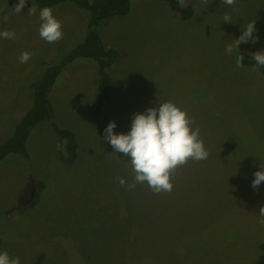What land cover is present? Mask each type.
Returning a JSON list of instances; mask_svg holds the SVG:
<instances>
[{"label":"rangeland","instance_id":"rangeland-1","mask_svg":"<svg viewBox=\"0 0 264 264\" xmlns=\"http://www.w3.org/2000/svg\"><path fill=\"white\" fill-rule=\"evenodd\" d=\"M185 1L190 7L179 15L166 0H131L128 14L103 26L101 38L117 55L100 113L92 108L93 61L78 58L59 76L52 111L75 133L77 157L63 160L44 120L31 130L29 160L10 153L0 161V252L20 264H264V182L252 187L254 173L264 170V73L235 64L241 51H264V0ZM18 3L0 0V31L17 34L0 38V142L28 107L40 62L85 38L84 10L71 1L51 7L64 32L56 43L39 35L43 7L27 0L17 14ZM33 4L36 14L29 15ZM252 21L259 40L227 54ZM24 51L33 55L22 64ZM167 101L187 110L209 156L177 168L171 192L156 194L147 183L130 188V158L114 151L104 130L115 121L114 132L127 133L135 114ZM35 181L45 187L37 205L25 208Z\"/></svg>","mask_w":264,"mask_h":264},{"label":"clouds","instance_id":"clouds-1","mask_svg":"<svg viewBox=\"0 0 264 264\" xmlns=\"http://www.w3.org/2000/svg\"><path fill=\"white\" fill-rule=\"evenodd\" d=\"M181 4L183 0H180ZM27 3V0H19L13 8L19 14ZM237 0H222V5L234 6ZM36 6L29 10V15L36 14ZM42 24L39 28L40 37L48 43H56L63 39L62 22L53 14L51 7H43L39 12ZM9 15L3 16V22H8ZM224 22L232 23L231 15L224 14ZM256 21L248 23L242 35L236 39L234 44H228L225 52L231 55L234 49H240L241 43H256L259 36H254ZM16 32L0 31V38L15 39ZM32 53L24 51L19 56L20 63H26L31 59ZM258 66H264V51L252 54ZM244 56L237 55L236 67H243ZM256 71V68L252 69ZM195 121L188 115L186 109H182L172 101L161 102L158 108L149 107L143 113H137L132 121L131 130L127 133L114 132L116 122H110L105 128L103 139L109 142L115 152L130 158L131 167L134 172V183L129 187H135L137 183H147L149 188L156 194L171 192L173 189L172 177L177 168L188 163L189 160L202 161L209 156L203 140L200 138V129L197 126L193 130ZM264 169V165L261 164ZM255 179L252 187L264 182V170L254 173ZM124 185L126 181L119 179ZM259 215L264 217V207H261ZM264 225V219L258 221ZM0 264H20L19 258L10 257L7 251L0 252Z\"/></svg>","mask_w":264,"mask_h":264},{"label":"trees","instance_id":"trees-1","mask_svg":"<svg viewBox=\"0 0 264 264\" xmlns=\"http://www.w3.org/2000/svg\"><path fill=\"white\" fill-rule=\"evenodd\" d=\"M71 1L76 6L84 10L83 26L85 38L82 42L71 48L61 57L53 58L46 56L35 72L33 79L29 83L30 92L28 107L22 110L19 122L15 124L9 135L0 142V161L10 153L19 154L24 159L29 160L27 141L31 130L41 121H49L57 133L61 155L66 162H73L77 157L78 142L75 133L67 128L60 127L54 119L50 92L66 68L78 58L90 59L97 67L96 83L92 99V108L96 113H100L106 101L110 100L113 81L108 72V67L112 64L117 55V49L108 47L101 38V29L114 15H126L131 10V0H36L40 7H53L61 2ZM171 9L182 15L189 9L185 0L181 4L180 0H166ZM239 55L244 56L243 64L253 65L260 68L264 73V66H258L252 58V54L241 51ZM36 182V181H35ZM33 196L25 208H34L40 200L41 192L45 187L44 181H37Z\"/></svg>","mask_w":264,"mask_h":264}]
</instances>
